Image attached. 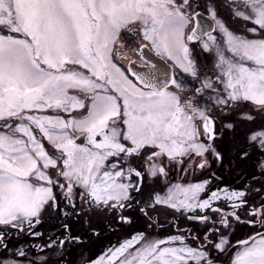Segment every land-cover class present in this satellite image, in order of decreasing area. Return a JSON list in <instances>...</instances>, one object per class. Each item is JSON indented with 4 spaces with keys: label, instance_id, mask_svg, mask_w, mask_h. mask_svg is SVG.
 <instances>
[{
    "label": "snow or ice",
    "instance_id": "obj_1",
    "mask_svg": "<svg viewBox=\"0 0 264 264\" xmlns=\"http://www.w3.org/2000/svg\"><path fill=\"white\" fill-rule=\"evenodd\" d=\"M0 264H264V0H0Z\"/></svg>",
    "mask_w": 264,
    "mask_h": 264
}]
</instances>
